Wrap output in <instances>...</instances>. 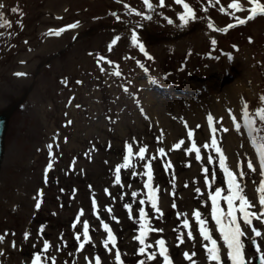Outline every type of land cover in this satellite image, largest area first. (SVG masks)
Masks as SVG:
<instances>
[{
  "label": "rangeland",
  "instance_id": "obj_1",
  "mask_svg": "<svg viewBox=\"0 0 264 264\" xmlns=\"http://www.w3.org/2000/svg\"><path fill=\"white\" fill-rule=\"evenodd\" d=\"M185 2L197 19L182 26L179 15L184 9L174 0H164L163 7L160 0H150L152 9L143 0H0V111L31 87L11 120L0 170V236H4L0 264H31L37 254L42 264H53L50 258H55V264H95L97 256L101 264H117V250L123 264L141 260L164 264L156 245L159 239L166 242L171 264H215L208 260L205 245L211 244L200 235L193 215L197 210L218 241L224 264H229L227 249L211 218L209 193L219 187L227 195L228 185L219 154L211 144L213 133L207 117H213L217 146L226 157V166L237 175L243 168L241 186L255 205L250 210L259 214L264 210L256 189L264 176L243 127L242 112L244 104L250 114L264 107L260 101L264 96V17L226 33L213 31L209 23L216 29L236 24L230 15L233 10L227 7L232 0ZM242 3L245 9L250 7L247 0ZM235 15L246 18L248 12ZM71 24L78 26L68 28ZM60 29L65 31L55 35ZM134 33L144 52L133 44ZM53 56L57 57L38 72ZM224 59L230 62V71L218 77L214 68ZM208 70L210 78L204 77ZM239 79H245V88H230ZM232 116L241 125L239 132ZM256 126L264 127L258 119ZM189 131L193 132L191 138ZM254 135L264 136V131ZM181 140V147L174 149ZM193 142L200 150L199 161L189 151ZM127 144L133 148V167L121 169L118 185L115 168L123 163ZM141 147L147 149L145 160L136 155ZM161 148L164 156L159 153ZM149 161L162 216L151 207L144 187L147 177L141 175ZM249 161L255 172L247 168ZM169 162L171 167L166 169ZM141 199L145 204L139 203ZM219 203L227 211L226 202L220 199ZM125 204L132 205L131 213ZM141 207L146 221L140 219ZM185 219L190 229L183 226ZM84 221L89 224L90 243L78 250ZM101 221L116 238L115 248L108 245L111 251L104 247L107 233ZM141 223L153 229L145 237V244L152 247L143 255L139 253L143 245L136 239ZM240 224L246 233L242 238L245 258L253 264L261 253L255 251L252 240L264 252V236L255 237L242 220ZM253 225L264 233V223L254 220ZM189 230L194 239L188 238ZM78 234L80 241L75 239ZM181 235L183 243L177 239ZM44 241L50 245L47 252L43 251ZM153 252L156 258L148 260Z\"/></svg>",
  "mask_w": 264,
  "mask_h": 264
},
{
  "label": "snow or ice",
  "instance_id": "obj_2",
  "mask_svg": "<svg viewBox=\"0 0 264 264\" xmlns=\"http://www.w3.org/2000/svg\"><path fill=\"white\" fill-rule=\"evenodd\" d=\"M176 4L182 5L184 11L179 15V19L182 22L183 25H187L189 21L197 19L196 13L193 11L192 7L185 2V0H174ZM211 3V0H209ZM217 4L220 3V0H215ZM143 3L147 6V8L152 9L153 5L150 3V0H143ZM247 4L250 5L247 9H245L244 4L242 3V0H232L231 3L227 5L229 9H232V13L230 15H233L236 20V24H229L227 28L225 29H216L213 24L209 23L208 27L213 29V31H221L226 32L228 29L236 27L237 25H244L248 23L249 21H252L256 19L257 17H264V3L261 2V0H247ZM160 6H164V0H160ZM0 7H3V5H0ZM127 7V5H125ZM248 12V15L246 18H241L240 16H236L235 13L239 12ZM13 12L17 11V9L13 8ZM207 11V9H205ZM222 12L225 11V9H221ZM115 15V14H113ZM137 15H140V13H137ZM2 19V17H0ZM117 19L119 17L117 16ZM146 19H151V16H147ZM6 23V22H5ZM168 23H172V20H168ZM3 26V25H0ZM78 24H71L68 25V28H76ZM62 31H65V29H60L59 31H55V35H60ZM119 37L114 39L112 41V45H114ZM133 44L137 45L140 48L141 52H144V46L142 44L138 43L137 36L135 33L132 36ZM213 45L216 44V41L213 39L211 41ZM109 50H111V45L109 46ZM145 55L147 53L145 52ZM229 60H231V57H228ZM100 59H104L101 57ZM151 59V57H149ZM218 59V57L216 58ZM103 71V69H102ZM117 76L120 75V72L117 71L115 73ZM17 76H24L25 73H16ZM260 101L262 104H264V96L260 97ZM244 125L243 127L247 129L248 136L250 140L252 141L253 147L256 149V152L260 159V173L262 176H264V136L261 135H254L258 134L261 131H264V127H257V119L261 123V125H264V107H260L256 109L254 114H250L248 111V105L244 104L243 106V112H242ZM209 126L212 130L213 137L211 144L212 146H215L216 152L219 154V164L221 169L223 170L225 176L227 177V195H222L223 189L216 188L214 193L210 192L209 197L212 201V208H211V218L216 224L217 231L220 234V239L223 242L224 247L227 249V257L229 264H248V261L245 258L244 249L245 245L242 241V238L246 237L245 231L242 229L240 221L242 220L245 225H247L249 228H251L252 233L255 237H262L264 236V233H262L260 230H258L254 225L253 221H261L264 223V211H261L259 214L255 211H251L250 209L254 208L255 205L246 197L244 194V189L241 186V180L243 179L245 173L243 171V168L241 167L239 174L233 172L231 169H229L226 166V157L223 155L222 149L217 146V140L215 138V133L217 129L213 126V117L211 114L207 117ZM232 120L234 123V126L236 130L239 132L241 130V125L236 122L237 118L235 116H232ZM70 123V122H69ZM199 127V126H198ZM223 131L227 132L228 129H223ZM189 138L193 136V132H188ZM184 143L183 140H181L179 143L174 145V149H179L181 145ZM49 149H51L52 145L48 146ZM205 148L209 147V145H204ZM147 149L146 147H141L139 149V152L136 153V155L139 157L140 160H145V153ZM189 151H194L196 154V159L199 161L201 160L200 150L197 148L196 144L193 142L192 148ZM159 153L161 156L165 155L164 149H160ZM50 156L52 153H49ZM133 156V148L131 144H127V155L123 158V163L119 164L115 168V183L120 185L121 184V169H128L130 167H133L131 164V157ZM152 159H156V157H152ZM212 161V157H209V162ZM171 164L170 162L166 165V169L170 168ZM52 168V164H48V169ZM144 168L146 171L142 173L141 175H144L147 177V181L144 184V187L148 189V200L151 203V207L159 213L161 216L163 215L160 208L158 207V198H157V191L158 189H154L152 187V180H153V173H152V166L151 161L144 164ZM247 168L253 172L256 171V169L253 166V163L249 161L247 163ZM205 173H207V169H204ZM133 175H137L136 173H133ZM206 184L211 187V183L208 181L207 176L205 180ZM107 191V190H106ZM197 192H199V188L196 189ZM257 193L259 194V205L262 210H264V180L260 182V186L256 189ZM174 194V193H173ZM42 195V193H41ZM133 197L137 196L136 192L132 193ZM220 199H223L227 204V211L222 209L220 207ZM237 201L239 202L237 204ZM141 205L145 204V200L141 199L139 201ZM95 200H93V207L95 208ZM174 208L176 207L175 203L172 205ZM124 207L129 210L131 213L132 205L131 204H125ZM36 208H40V202H37ZM109 212H111V209H108ZM237 213H239V217L237 216ZM140 219L142 221H146V212L143 207L139 209ZM80 215H83V212L81 210ZM179 215V214H178ZM198 225H199V232L201 237L205 241H209L211 244V247H208V245H205L207 257L209 261H214L215 264H224V260L221 256L220 251V245L218 244V241L214 239L211 235L210 229L207 227V221L201 218V213L197 210L193 213ZM77 222H79V216H77ZM101 224L107 233V238L104 240V247L111 251V248H108L109 243H111L112 248L116 247V238L112 233L111 228L107 223H104L101 221ZM183 226L185 228L190 229V225L187 219L183 221ZM75 227V225H73ZM147 223H141V233L139 236L136 237V239L139 241L142 247L139 248L140 254H145L146 248H151L152 245H146L145 244V237L147 236V233L149 231H152ZM41 231H43V228H41ZM155 231H162V230H155ZM189 239H194L192 236L191 230L187 233ZM28 238V234H25V239ZM4 239V236H0V242H2ZM75 239L77 241L81 240V236L78 234L76 235ZM177 239L180 241V243H183V237L178 236ZM86 243H90V236H89V224L87 221L83 222V242L79 244L78 250H83ZM253 246L255 248V251L258 253H261L260 255V264H264V252L261 251L260 245L256 242L255 239L252 240ZM156 245L159 246V255L163 257L164 264H171L170 258L167 254V248H166V242L163 239H159L156 241ZM13 247L15 245L13 244ZM50 245L47 241H44L43 244V251L47 252ZM2 254V253H0ZM157 253L153 252L151 254L147 255L148 260H153L156 258ZM194 255V254H193ZM184 256L186 259L191 260V256H189L188 253H184ZM53 261V264H55V258H50ZM115 261L117 264H123V261L121 259V253L119 250L115 252ZM31 264H42V258L40 254H37L35 258L32 260ZM95 264H101V259L99 256L95 257ZM139 264H145L144 260L139 261Z\"/></svg>",
  "mask_w": 264,
  "mask_h": 264
},
{
  "label": "water",
  "instance_id": "obj_3",
  "mask_svg": "<svg viewBox=\"0 0 264 264\" xmlns=\"http://www.w3.org/2000/svg\"><path fill=\"white\" fill-rule=\"evenodd\" d=\"M29 92L30 88L27 89L21 97L13 101L7 108L0 111V168L4 157L5 139L10 120L17 109L23 104Z\"/></svg>",
  "mask_w": 264,
  "mask_h": 264
},
{
  "label": "bare ground",
  "instance_id": "obj_4",
  "mask_svg": "<svg viewBox=\"0 0 264 264\" xmlns=\"http://www.w3.org/2000/svg\"><path fill=\"white\" fill-rule=\"evenodd\" d=\"M230 67H231L230 62H229L227 59H224L222 62L218 63V65H217L216 68H214V69H216V70H215V73H217V75H219L218 77H220V75L223 77V76H225V72H226V71H230V70H229ZM212 70H213V69H212ZM213 71H214V70H213ZM229 73H230V75H231V72H229ZM210 74H211V71L208 70V71L205 72L204 77H206V78H210V76H211ZM213 74H214V73H213ZM239 77H242V79H243L244 75H243V74H240ZM219 79L221 80V78H219ZM242 79H239V80H237V81L234 80L233 82L236 81V83L229 84L230 88L234 89L235 91H240V90H242L243 88H245V86H243V83H244L245 79H244V81H243ZM239 82H240V83H239ZM211 83H212V82H211ZM239 84H240V85H239ZM227 88H229V87H227Z\"/></svg>",
  "mask_w": 264,
  "mask_h": 264
}]
</instances>
